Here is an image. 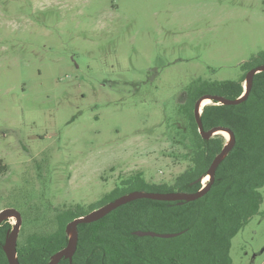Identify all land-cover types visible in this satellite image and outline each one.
Masks as SVG:
<instances>
[{"label":"rangeland","instance_id":"rangeland-1","mask_svg":"<svg viewBox=\"0 0 264 264\" xmlns=\"http://www.w3.org/2000/svg\"><path fill=\"white\" fill-rule=\"evenodd\" d=\"M261 52L264 0H0V210L20 212L18 242L117 193L171 186L189 166L192 90L238 80ZM259 191L230 264H264ZM158 215L134 227L180 230ZM139 237L146 260L182 264L183 235Z\"/></svg>","mask_w":264,"mask_h":264},{"label":"trees","instance_id":"trees-1","mask_svg":"<svg viewBox=\"0 0 264 264\" xmlns=\"http://www.w3.org/2000/svg\"><path fill=\"white\" fill-rule=\"evenodd\" d=\"M259 54L264 57V52ZM260 64H264V61L244 63L242 68L248 71ZM246 73L236 81L202 82L194 95L192 90L190 117L194 139L187 154L189 166L174 179L171 186L151 184V192H175L176 187L178 192H195L201 187L200 180H195L206 174L225 140L221 135L208 139L200 136L193 114L194 103L204 94L237 98L243 91ZM200 118L205 130L222 126L229 128L235 136L233 148L216 168L215 180L209 191L201 198L181 204L144 198L133 200L101 219L79 224L77 247L71 264H169L172 260L170 257L168 261L158 258L146 260L142 256L140 237L132 233L136 230L134 224L141 221L142 216L150 214L158 221L159 213L181 226L178 232L185 238L182 264L231 263V238L259 212L263 201L259 189L264 186V71L254 75L245 101L236 105L205 104ZM122 194L124 192L115 194L111 200ZM103 204L71 211V216L66 220L58 217L53 233L34 232L22 236L19 242L17 240L19 264H46L50 256L67 243L66 223ZM10 227L11 224L7 222L0 224V264H8L2 244ZM173 257H179L177 252ZM58 264L70 263L68 259H62Z\"/></svg>","mask_w":264,"mask_h":264},{"label":"water","instance_id":"water-1","mask_svg":"<svg viewBox=\"0 0 264 264\" xmlns=\"http://www.w3.org/2000/svg\"><path fill=\"white\" fill-rule=\"evenodd\" d=\"M261 71H264V64L255 66L247 71L245 78L243 80V91L237 98L230 99L217 94H204L195 101L193 114L200 136L204 139H208L212 137V135L215 132H225L229 136V140L225 142L220 152L216 154L210 166L208 167L205 174L208 176V180L204 185H201V187L195 192L131 191L128 193H124L116 197L115 199L111 200L110 202L103 204L85 214L79 215L66 223L65 231L67 235V243L63 248L59 249L54 254H52L46 264H58L61 259H68L69 261H71L72 256L77 247L78 225L82 223L94 222L98 219H101L109 212H111L112 210L116 209L117 207L123 204L143 198L151 199V200H159V201H177L178 204H181L183 202L194 201L205 195L209 191L215 180V171L217 166L222 161V159L227 155V153L233 148L235 143V136L233 132L227 127L215 126L208 130H205L203 128L202 121L200 118L202 107L204 106V105L201 106V103L204 99H209L212 102L220 103L224 105H236L245 101L250 93L254 75ZM203 176L199 177L195 181L201 180ZM9 218H14V222L11 225V227L6 231L4 242L2 244V249L6 255L8 264H19L17 258V238L22 223V217L19 211L11 207L0 210V223ZM132 233L136 236L170 238L179 235L181 232L156 233L153 231L135 230Z\"/></svg>","mask_w":264,"mask_h":264},{"label":"flooded vegetation","instance_id":"flooded-vegetation-1","mask_svg":"<svg viewBox=\"0 0 264 264\" xmlns=\"http://www.w3.org/2000/svg\"><path fill=\"white\" fill-rule=\"evenodd\" d=\"M5 222H7V223H9L8 222V220L6 219V220H4L3 222H1L0 224H3V223H5ZM10 224V223H9ZM22 224V223H21ZM20 229H21V227H20ZM47 229H50L51 231H48ZM54 228H45V231H39V232H43L44 234L45 233H53V232H55V229L53 230ZM38 232V231H37ZM76 251V250H75ZM74 254H75V252H74ZM74 254H73V256H74ZM73 256H72V258H73ZM62 260V259H61ZM68 262L71 264L72 263V260L71 261H69L68 260Z\"/></svg>","mask_w":264,"mask_h":264},{"label":"bare ground","instance_id":"bare-ground-1","mask_svg":"<svg viewBox=\"0 0 264 264\" xmlns=\"http://www.w3.org/2000/svg\"><path fill=\"white\" fill-rule=\"evenodd\" d=\"M210 100L209 99H204L201 103V106H203L204 104H207ZM206 177L208 178V176L206 175Z\"/></svg>","mask_w":264,"mask_h":264}]
</instances>
